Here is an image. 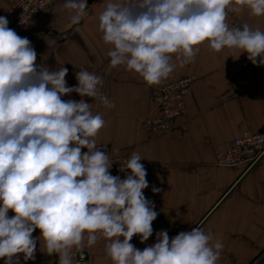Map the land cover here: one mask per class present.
I'll use <instances>...</instances> for the list:
<instances>
[{
  "label": "clouds",
  "instance_id": "obj_1",
  "mask_svg": "<svg viewBox=\"0 0 264 264\" xmlns=\"http://www.w3.org/2000/svg\"><path fill=\"white\" fill-rule=\"evenodd\" d=\"M64 9L72 24L88 15L87 0H65ZM245 9L264 17V0H108L98 28L111 45L110 67L159 85L192 63L205 42L264 65V30L227 22L229 12ZM8 24L0 16V259L34 260L39 239L58 264H73L74 252L103 239L113 264H217L223 244L199 227L173 238L161 230L142 251L130 242L152 236L158 213L143 192L149 186L144 158L132 152L121 168L130 174L121 179L96 147L106 122L83 97L115 107L99 91L101 77L80 68L78 84L67 86L68 69L37 65L30 40ZM73 92L82 99H62ZM36 229L40 236L33 238Z\"/></svg>",
  "mask_w": 264,
  "mask_h": 264
},
{
  "label": "crops",
  "instance_id": "obj_2",
  "mask_svg": "<svg viewBox=\"0 0 264 264\" xmlns=\"http://www.w3.org/2000/svg\"><path fill=\"white\" fill-rule=\"evenodd\" d=\"M13 1L0 0V16ZM107 2L87 0L88 15L72 24L65 0H57L21 37L30 40L37 65L68 69L67 86L78 84L75 74L80 68L101 77L99 91L115 107L83 97L106 122L96 144L108 146L115 155L129 158L135 151L144 158L149 186L143 192L158 213L152 236L142 243L136 235L130 242L142 251L157 242L161 230L173 238L199 227L223 244L217 264H264V158L246 173L224 168L216 160L244 131H264V65H254L239 50L215 52L205 42L192 63L178 66L159 85H148L135 72L109 65L111 45L103 42L98 28ZM227 22L264 30V17L252 16L247 9L229 12ZM184 77H193L184 98V115L172 130L149 133L143 121L154 114V92ZM62 99L82 97L73 92ZM153 187L160 191L153 192ZM32 235L38 238L40 230ZM42 250L43 242L37 239L35 259L24 261L19 254V264H58V255ZM82 252L88 256L86 264H113L103 239ZM0 264H5L4 259Z\"/></svg>",
  "mask_w": 264,
  "mask_h": 264
},
{
  "label": "built area",
  "instance_id": "obj_3",
  "mask_svg": "<svg viewBox=\"0 0 264 264\" xmlns=\"http://www.w3.org/2000/svg\"><path fill=\"white\" fill-rule=\"evenodd\" d=\"M57 0H14L2 14L9 21L8 27L22 36L29 25L41 16ZM193 77H184L168 82L158 88L153 96L154 114L143 121L145 129L151 134H161L174 128L176 120L185 113L184 98L190 91ZM97 149L108 154L112 163L110 173L126 178L130 170H121L127 159L115 155L104 144H96ZM87 149H82L86 152ZM264 158V131H244L231 146L217 155V164L224 168H241L243 173L252 170ZM88 256L84 252H74L73 264H86Z\"/></svg>",
  "mask_w": 264,
  "mask_h": 264
}]
</instances>
